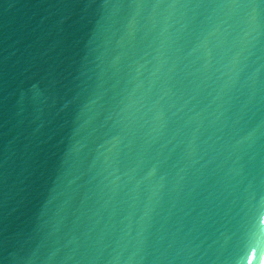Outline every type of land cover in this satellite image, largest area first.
Returning <instances> with one entry per match:
<instances>
[{
  "label": "water",
  "instance_id": "95a60500",
  "mask_svg": "<svg viewBox=\"0 0 264 264\" xmlns=\"http://www.w3.org/2000/svg\"><path fill=\"white\" fill-rule=\"evenodd\" d=\"M0 264H264V0H0Z\"/></svg>",
  "mask_w": 264,
  "mask_h": 264
}]
</instances>
